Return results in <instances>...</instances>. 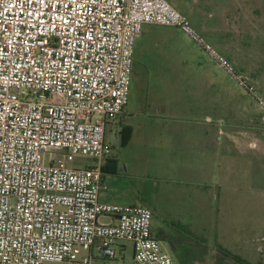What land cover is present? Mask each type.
Wrapping results in <instances>:
<instances>
[{
  "label": "built area",
  "instance_id": "2783aa9c",
  "mask_svg": "<svg viewBox=\"0 0 264 264\" xmlns=\"http://www.w3.org/2000/svg\"><path fill=\"white\" fill-rule=\"evenodd\" d=\"M178 29L264 114V96L167 0H0V264H175L142 206L101 201L107 123L144 26ZM264 123V115H263ZM94 165H62L55 153Z\"/></svg>",
  "mask_w": 264,
  "mask_h": 264
},
{
  "label": "rangeland",
  "instance_id": "374dc122",
  "mask_svg": "<svg viewBox=\"0 0 264 264\" xmlns=\"http://www.w3.org/2000/svg\"><path fill=\"white\" fill-rule=\"evenodd\" d=\"M167 1L176 3L170 2L180 13L187 15L197 31L210 42L209 36L202 34L196 24L199 19L186 10L187 7L191 10L192 7H197L198 2L193 4L186 3L187 0ZM203 1V7L209 8L207 13L211 11L212 14L218 15L220 17L218 21H221L226 31L230 32L229 36H225L227 48L224 53L215 47L235 65L237 70L246 75L264 96V0ZM159 27L161 32L174 33L173 39L179 50L190 52L194 59H198L212 69V75L217 80L218 86L215 89L216 107L225 104L223 108L228 111L227 104L231 100L229 110L231 118L227 114L224 123L231 120L233 146L230 154L226 155L225 162L217 163L216 177L207 184L209 188L205 187L212 193L206 211L189 208L198 202L197 190L202 193L203 188L197 186L199 181L187 185L186 180L174 178L167 172L149 174L142 169L137 170L134 176L126 180L117 179L122 183L124 181V185L116 186L114 189L118 195L115 203L142 206L152 210L154 234L159 236L163 251L171 255L175 264H237L229 253L252 264H264V123L262 120L264 114L247 94L230 82L229 78L210 63L208 58L178 29ZM181 53L165 47L150 48L149 86H157L156 75L162 74L163 79L164 73L168 74L166 76L169 79L174 75L173 68L165 66L164 57L168 54L177 61L182 57ZM163 100L170 103L172 99L162 98ZM239 105L242 107L239 108ZM139 106L138 93L133 90L126 108L127 117H131ZM217 113L221 114L222 111ZM217 124H221L218 118ZM121 131L120 126L116 129L107 125L106 128L105 141L111 146L115 155L123 148ZM219 144H216L217 153ZM55 157L67 167L85 168L94 165L93 160L71 156L66 151L55 153ZM188 192L195 193V201L192 197L187 200L183 196L182 193ZM198 225L201 229L205 228L206 234L203 232L204 229L200 230L196 227ZM160 233L165 236L167 234L168 238L175 241L169 242L162 238ZM171 243L174 244L173 249ZM125 246L123 264H133L132 244L126 242ZM219 247H223L229 253L220 252ZM102 263L103 261L97 260L95 264Z\"/></svg>",
  "mask_w": 264,
  "mask_h": 264
},
{
  "label": "crops",
  "instance_id": "0c3cea01",
  "mask_svg": "<svg viewBox=\"0 0 264 264\" xmlns=\"http://www.w3.org/2000/svg\"><path fill=\"white\" fill-rule=\"evenodd\" d=\"M185 2L193 4L198 2L197 7H192V10L187 7L186 10L199 19L196 24L202 34H207L212 44L220 51H225L227 48L225 36H229L230 32L226 31L221 21H218L220 17L211 11L207 13L209 8L203 7V0ZM173 35L174 33L169 31L161 32L159 26L146 25L136 41L130 95L133 90L137 91L140 106L131 117H127L126 107L117 120L107 123L116 129L118 126H131L132 135L128 145L120 149L117 155L112 153L108 159L117 161L118 172L104 175V185L107 189L102 192V202L115 203L118 195L114 189L116 186L124 185V181L122 183L120 180H126L134 176L137 170L142 169L149 174L167 172L174 178L186 180L187 185L199 181L197 186L203 188L202 193L196 189L199 203L189 208L208 210L209 197L212 193L205 187H208L210 180L216 177L217 163L225 162L226 155L230 154L233 146L231 120L224 123L225 116L228 114L230 117L231 100L227 104L228 111L223 108L225 104L216 107L215 89L218 86L212 69L194 59L190 52L179 50ZM156 46L181 51L182 57L176 61L168 54L165 55V66L173 68L174 75L170 79L166 76L167 73H164V79L161 78L162 74L156 75L157 86L151 87L148 79L151 71L148 52L151 47ZM162 98L172 100L169 103L167 100L162 101ZM241 107L239 105V108ZM219 111L222 113L216 114ZM217 118L221 124H217ZM221 137L224 139L221 140ZM217 143H220L218 153ZM119 178L120 180H117ZM182 194L187 200L190 197L193 201L196 200L194 192ZM196 227L204 229L203 232L206 234L205 228L201 229L199 225ZM164 238L169 242L175 241L168 238L167 234ZM171 248H174L172 243Z\"/></svg>",
  "mask_w": 264,
  "mask_h": 264
},
{
  "label": "trees",
  "instance_id": "16d2710c",
  "mask_svg": "<svg viewBox=\"0 0 264 264\" xmlns=\"http://www.w3.org/2000/svg\"><path fill=\"white\" fill-rule=\"evenodd\" d=\"M131 135H132V127L131 126H124V127H122V131L120 133V138H121V145L123 147L126 146V145H128V143H129V141L131 139ZM117 172H118V163H117V161L116 160H107L105 166L103 167V173L104 174H116ZM160 235H161L162 238L165 237V234L160 233ZM155 236L160 241V239L158 238L159 236L157 234H155ZM219 249H220V252L229 253L223 247H219ZM229 254L231 255L232 259L237 264H252L250 262H247V261L241 259L240 257H237V256L233 255L232 253H229Z\"/></svg>",
  "mask_w": 264,
  "mask_h": 264
}]
</instances>
